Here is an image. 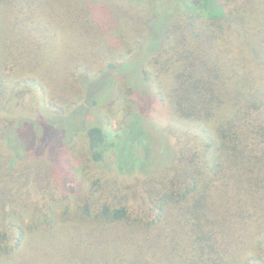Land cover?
Returning <instances> with one entry per match:
<instances>
[{
  "label": "trees",
  "instance_id": "obj_1",
  "mask_svg": "<svg viewBox=\"0 0 264 264\" xmlns=\"http://www.w3.org/2000/svg\"><path fill=\"white\" fill-rule=\"evenodd\" d=\"M59 1L0 0V8L13 9L18 25L31 22L30 40L43 53L50 33L41 34L36 26ZM67 1L55 10L56 16L77 12L88 20L92 39L100 33L96 29H103L96 11L129 18L121 23L117 17L109 29L121 35L126 49L115 56L108 45L103 66L74 65L62 86L46 83V74L39 73L34 79L41 85L37 110L26 117L4 110L8 78L0 75V264H39L40 241L64 243L62 233L71 226L67 222L38 228L59 195L61 175L54 178L46 157L56 142L59 147L73 146L83 135L91 162L100 169L109 166L107 155L116 145L109 143L98 122L88 119L99 113V84L106 76L114 91L124 88L133 95H151L150 84L172 77L169 95L161 99L172 105L169 118L209 130L178 136L179 150L168 138L172 156L157 166L152 154L162 153L157 149L161 144L144 127L136 101L126 129L117 132L123 140L116 150L122 172L151 177V190L141 194L148 206L129 219L127 203L111 207L102 197L98 202L103 187L96 186L86 203L76 201L74 206L86 218L72 224L92 236L69 241L63 249L71 260L65 264H264V0H174L165 8L170 12L165 21L158 0ZM128 59L137 60L131 70ZM20 63L8 65L7 73L14 74ZM68 81L73 92L67 91ZM52 90L61 93V102L45 108ZM31 94L23 95L28 101ZM102 102L112 99L103 97ZM226 109L230 117L222 116ZM145 139L152 147L147 164L132 167L121 150L143 145ZM102 193L107 196L109 191ZM89 198L99 204L96 211ZM25 213L30 217L27 231L15 224Z\"/></svg>",
  "mask_w": 264,
  "mask_h": 264
},
{
  "label": "rangeland",
  "instance_id": "obj_2",
  "mask_svg": "<svg viewBox=\"0 0 264 264\" xmlns=\"http://www.w3.org/2000/svg\"><path fill=\"white\" fill-rule=\"evenodd\" d=\"M111 1L116 4L115 2L117 0H109L108 3ZM173 2L174 0H158V3L163 8L160 15L163 16L164 21L170 14L165 8L168 5H173ZM67 3H69L67 0H61L51 4L48 14H43V24L40 25L39 23V25L36 26L39 33L43 34L47 31L50 33L48 40L49 46L43 53L40 52L41 47L33 44L32 40H30L28 28L31 22L26 20L25 23L18 25L15 23L13 9L10 10L5 7L0 8V75L1 77L8 78L7 90L9 99L4 103V110L8 114L17 111L19 113L18 116L26 117L30 115L29 112L35 113L38 106V86L41 87V85L36 83V81L34 82V79L39 77L37 76L39 73L46 74L44 78L46 83L54 84L57 82L62 86L66 78L70 79L68 77L69 70L74 65L90 64L92 66H103L104 62L107 60L105 50L108 45L112 47L110 53L115 56L118 52L125 51L126 44L125 41L120 40L121 35L116 30L113 29L111 32L109 29L110 25L113 26V22L116 21L117 17L120 18L121 23H124L129 18H121V16L115 14L112 15L109 11L102 14L100 11H96L95 16L97 22L102 25L101 27L103 29H96L100 31V33L98 34L95 32L94 38L92 39V35L88 30L90 26L88 20L80 16L77 12L61 14L59 17L56 16L55 10ZM77 3L81 4L82 0H78ZM124 5L127 6L128 2H125ZM117 6H120V4H117ZM102 16L106 17L104 18L105 20L101 19ZM20 17L22 18V16ZM37 20L36 18V21ZM135 42H133L134 45ZM111 57L114 56H110V58ZM211 58L212 56L210 54L209 59L211 60ZM19 60L21 63L17 65L19 66L17 71L14 74H8V65L12 63L17 64ZM136 61L130 62V59L127 60L131 65L129 70L135 66ZM21 65L25 67L21 68ZM108 79L109 77L106 76L99 84V92L102 95V97L100 95L98 101H96V104H99L97 107L99 113L96 114L95 117L90 116L88 119L91 121L95 120L100 124L107 133L110 144H115L118 147L120 144L119 142L123 140L122 134H118L117 132H122V130L126 129V121L130 120L133 115V110L131 111L130 107L133 109L136 101H138L139 110L143 112V119L145 120L144 127L154 136L155 140H158L159 144H161L160 148L157 149H160L162 153L152 154L154 162L158 161L156 164L157 166L162 163L165 164L172 156L166 141L168 138L176 141V146L179 150L180 143L178 141V136L182 135V137H184L187 132L193 133V135L196 136L202 135L205 131L208 132L209 129L205 125H179L177 119L174 120L169 118L168 111L169 113L172 112V105H167L168 102L166 103L161 99L163 96L166 97V95H169L168 90L171 87L172 77L165 78L164 82L162 81L163 84L158 80L153 82V85L150 84L151 90L153 91L151 95L149 93H138V95H133L124 88L123 91L117 93L114 91L112 81ZM66 84L67 91L73 92L70 88L72 87L71 82L68 81ZM115 86H117V84ZM29 91L32 94L27 101L23 94L29 93ZM52 91L53 92L48 93L49 97L46 101L47 104L44 106L45 108H52V103L56 104L61 102V93H55L54 90ZM93 92H98V90L94 88ZM66 94L69 95L71 93ZM103 97L105 100L112 99V102L101 104L103 103ZM79 101L80 100H77L76 102ZM55 107L56 105L54 108ZM33 116L37 117V114ZM222 116L230 117V109L224 110ZM134 129L137 131L136 127ZM73 144V146L69 147H59V144L56 142L51 148V152L46 155L48 159L50 158L51 163H48H50V166L54 170V178L59 177L60 174L62 180H59L60 184H57L59 195L56 196V199L53 201V203H55V208L48 217L41 218L38 223L39 231L48 229L50 225L65 222L68 223L67 225L71 226L62 233L64 243L58 244L51 238L45 239L42 243L40 241L36 253L39 264L67 263L68 260H71V257L64 253L63 248L70 246L69 241H79L92 236L86 233L85 227L79 226V228H77L72 224L77 222L81 223V221L86 218L80 214V208L74 206L76 201L79 202L80 199H84L83 203H86L85 198L95 190L96 186L103 187L97 193L98 202L100 197H102V200L108 199V202L105 204L111 207L118 205L124 206L127 203L129 219H132L136 215L138 216L137 209L139 210L141 208L145 210L148 206L147 201L143 205L145 200L141 194L146 190H151V187H148L149 178L151 177L139 172L130 174L129 172H122L118 167L116 146L108 152L107 158L109 166L105 165V167L100 169L89 159L86 150L87 139L83 135L74 140ZM130 146L131 148L128 146L127 149L121 150V153H124V156L129 158L132 167L139 165L145 166L148 161L147 156L150 154L149 152L152 151L149 139H145L143 145L134 143ZM23 168L24 170L27 169L26 166ZM95 183L97 185H95ZM104 190L109 191L107 196L103 195L102 192ZM114 190L116 193H114ZM88 202L91 203V206H89L92 211H96L99 206V204L95 203L96 199L89 198ZM69 204L73 205V207H71L73 209L69 212V215L64 216ZM24 216L25 217L22 219H16L15 224L27 231L30 217L26 213ZM45 219H47V221ZM87 219L89 218L87 217ZM110 235L111 234L108 236ZM41 236L44 235L41 234ZM94 236L97 237V234H94ZM98 236H100V234H98ZM149 245H151V243ZM153 245L157 246L159 244L154 242ZM160 251L166 254L164 250ZM140 256L141 255L138 254L136 258Z\"/></svg>",
  "mask_w": 264,
  "mask_h": 264
}]
</instances>
